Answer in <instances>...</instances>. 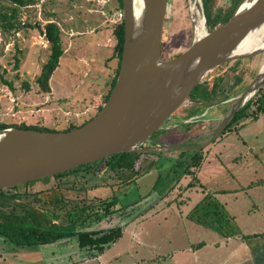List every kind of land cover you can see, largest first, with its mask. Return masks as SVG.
Returning a JSON list of instances; mask_svg holds the SVG:
<instances>
[{"label": "rangeland", "instance_id": "obj_1", "mask_svg": "<svg viewBox=\"0 0 264 264\" xmlns=\"http://www.w3.org/2000/svg\"><path fill=\"white\" fill-rule=\"evenodd\" d=\"M93 1L95 7H100V13L98 17L91 16L90 23L95 21L93 23H97L98 31L106 28L107 33L112 34L115 24L108 22L107 15L118 12L114 10L108 13V4L113 9L114 0ZM194 1L195 7L191 13V0H166L161 43L163 59L176 57L191 45L195 37L194 25L203 20L201 0ZM72 3L82 2L38 0L34 6L20 9L16 16L18 21L25 24L24 29L5 32L0 28V122L61 129L72 120L76 124L82 123L103 103L102 99L107 89L99 96L96 91L104 85L106 74L109 72L107 68L114 65L113 62L105 61L112 49L96 47L95 35L89 33L88 17L84 9L82 10L79 5L73 7ZM7 5L0 0V11H4L3 8ZM230 5L231 0L217 1V7L224 10ZM105 6L103 12L102 8ZM68 7L77 17L78 23L73 28L76 34L70 39L73 35L68 37L61 31L64 40L63 51L67 48V52L60 58L59 66L52 74L50 87L53 93L39 94L35 81L49 56V44L42 33L43 26L49 22L57 24ZM80 21H85L86 24L83 25ZM205 29L207 31L206 26ZM66 38L70 39V43H66L68 40ZM92 57L98 62L92 63ZM263 57L258 55L238 62H229L213 70L203 83L222 79L219 100L222 99L226 103L220 107L217 105L206 108L193 119H184L185 113L189 111L183 109L195 102L193 98H189V103L183 105L167 120L165 130L176 128L181 132L183 130L181 124L194 122L192 135L181 143H184V146H198L206 142L236 98L256 76ZM92 75L96 77L92 78ZM25 83L29 86L28 91L24 87ZM260 89L264 91V84ZM258 92L249 102L255 101L259 96ZM196 98L198 99V93ZM250 109L246 114H250ZM176 119H180V124L174 121ZM174 123L178 126L175 127ZM230 129L232 130L220 137L222 133L215 142L202 149L205 157L197 177L205 189L204 192L199 186L185 189L191 180L190 176H181L176 187L164 195H160L161 186H165L169 181L162 179L156 190L153 189L157 178H164L171 168L173 162L170 163V159L173 161L179 157V153L170 152L160 158L158 166L134 185L122 187L116 185L110 188L108 184H115L117 180L109 173L92 177L80 172L76 176L66 178L71 182H77L75 189L71 190L69 187L71 183H68L62 186V193L73 200L85 198L94 202L111 200L112 196H116L120 206L136 202L125 210L119 209L117 205L111 217L91 224V230H106L124 222L133 223L120 243L106 253V259H114L118 253L125 255L124 251L132 245V235L135 233L147 236L148 244L157 245L155 256L158 260L155 264H176L175 261H168V251L184 248L189 250L188 253L192 250L194 256L195 254L197 256L193 260H188L186 264H264V236L242 242L238 237L219 235L193 221L202 213L201 202L204 194H209L214 203L223 205L226 212L234 218L233 225L238 234L264 233V182L248 188L250 184L264 181V112L260 113L256 120L249 116L243 118ZM175 133L174 129L167 131L166 141L175 142V138L179 137V134L176 136ZM158 137L159 135L156 138ZM49 186L50 184L39 181L30 187V190L33 192L46 190ZM197 204H200V211L193 210ZM147 208L149 211L144 214ZM231 229L227 228L225 231ZM201 242L208 245L200 249L198 246ZM216 243L219 247L214 246ZM2 244L0 240V246ZM10 248L6 246L2 252L0 264H24L23 258L28 259L26 255L20 259L5 258L6 253L11 251ZM12 249L15 253L38 250ZM142 255H146L145 252ZM149 257L154 258V254ZM122 258L124 259L121 264H127L129 261L127 256Z\"/></svg>", "mask_w": 264, "mask_h": 264}, {"label": "water", "instance_id": "obj_2", "mask_svg": "<svg viewBox=\"0 0 264 264\" xmlns=\"http://www.w3.org/2000/svg\"><path fill=\"white\" fill-rule=\"evenodd\" d=\"M122 2L123 47L109 98L90 121L69 132L0 130V190L121 153L199 152L224 132L264 84L263 57L256 76L206 142L198 146L144 147L156 132L166 129L167 120L213 70L229 62L264 56V36L254 47L244 49L252 35H264V0H239L224 24L194 37L187 50L170 59L161 56L166 0ZM202 19L205 26L204 16Z\"/></svg>", "mask_w": 264, "mask_h": 264}, {"label": "trees", "instance_id": "obj_3", "mask_svg": "<svg viewBox=\"0 0 264 264\" xmlns=\"http://www.w3.org/2000/svg\"><path fill=\"white\" fill-rule=\"evenodd\" d=\"M2 1L8 4L3 8V10L5 9L4 11H0V28L5 32H10V30L20 31L24 29L25 24H22L16 18L19 10L34 6L38 2V0ZM217 1L218 0H201L205 26L208 32L212 31L219 25L224 24L231 17L235 7L239 3V0H231L230 7L224 10L217 7ZM122 7V0H114L113 9L108 4V13L110 14L114 10L122 11ZM48 15L51 16V14ZM42 33L49 44V56L46 62L42 65L41 71L35 82L38 87V93L47 95L51 93L49 85L50 78L53 72L58 68L59 60L64 52L62 47L61 30L55 22H49L43 26ZM113 37L115 39V46L113 47L111 59L115 60L116 65L112 74L109 76L110 80L102 99L103 103L96 108L97 110L94 114L90 115L80 124H76L74 120L69 121L65 127L61 129L46 128L35 125L32 126L24 123L16 125L0 122V130L5 128H19L41 132H69L90 121L100 111L102 105L109 98L118 75L123 47V21L115 25ZM222 66L223 65L219 67ZM237 82L239 83L240 81L237 80ZM221 85L222 79H219L207 81L195 88L189 97L193 98L195 102L192 106L183 109L189 111L185 113L184 119H190L204 109L222 103L224 100H219V93H221V90L219 89ZM24 87L27 91L29 90V86L26 83L24 84ZM225 90L227 91V89ZM196 93H198V99L200 101L196 98ZM258 93L259 96L254 102H248L237 112L220 137H222L227 131L232 130L230 128L234 125L236 126L241 119L249 116L253 120H256L258 115L264 112V91L260 89ZM252 106L254 109H250ZM249 109L250 114H246V111ZM192 123L194 122L181 124V127L183 128L181 132L176 130V128L158 131L151 137L149 143L145 144L144 147H160L165 145L184 146V143H181L182 140L190 137L193 133ZM173 129L174 132H176L175 135L178 136L179 134V137L175 138V142L166 141V132ZM160 134L163 136H160ZM158 135L159 137L156 138ZM172 152L179 153V157L175 160L173 159V161L170 159V163L173 162L171 168L164 178H157L153 189L156 190L160 180L165 179L166 181H169L165 186H161L162 190L160 195H164L176 187L181 176H190L191 180L186 185L185 189L199 186L202 189V192H204L205 189L197 177L204 162V152L202 150L199 152ZM165 154L166 153L156 154L150 152H132L111 155L97 162L80 166L69 171L35 180L21 186L0 190L1 242L4 245L11 247V249H23L46 246L64 239H73L75 240L77 247L80 250L87 252L88 256L97 257L103 254L106 249L121 238L123 228L121 226H116L106 230H91V224L93 222H99L106 217H111L116 211L115 208L119 205V199L116 196H112L111 200H100L98 202L86 200L85 198L73 200L65 196L62 193L61 188L62 186L71 183L69 186L70 189H75L77 182H71V180H66V178L69 176H76L80 172L85 173V176L91 175L92 177L107 172L112 178L117 180V183L115 184H108L110 188H114L116 185L117 187L134 185L141 178L149 174L152 169L157 167V162ZM39 181H42L44 184H50V186L46 190L35 192L30 190V187ZM263 182L264 181L262 180L256 182L257 184H250L248 188L254 187V185H260ZM214 202V199H212L209 194H204V198L201 202L202 213H199V215L194 218L195 220H193L196 224L210 229L219 235H225L229 238L238 237L242 242L262 238L264 236V233L250 235L238 234L235 225H233L234 218L226 212L223 205ZM135 203L136 202H133L131 204L133 205ZM130 205H119V209L125 210ZM199 207L200 204H197L193 210H199ZM148 211L149 208L145 210L144 214ZM227 228L232 229L227 232L225 231Z\"/></svg>", "mask_w": 264, "mask_h": 264}, {"label": "crops", "instance_id": "obj_4", "mask_svg": "<svg viewBox=\"0 0 264 264\" xmlns=\"http://www.w3.org/2000/svg\"><path fill=\"white\" fill-rule=\"evenodd\" d=\"M71 2V0H70ZM82 3H72L73 7L75 5H79V7L85 12V15L88 17L87 20V24L89 25V33H93L92 35H95V45L96 47H103L106 49H112V51L110 52V55L105 59V61L109 62H113L114 65L111 67L109 66L108 69V73L106 74V79L104 82L103 87H101V89L97 88V94L98 96L101 94L102 91L106 90L108 87V82H109V76L112 74L113 69L115 68V60L111 59L112 54H113V47L115 46V39L113 37V33L109 34L107 33V29L105 28L103 31H98L97 30V23H93L95 21H93L92 23H90L89 19L92 20L91 16H96L98 17L99 13H100V7L98 6H94L95 1L93 0H81ZM88 2V3H87ZM92 6V7H91ZM68 7L67 10L65 11L64 15L60 16V18L58 19L57 25L59 26L60 30L63 31L64 33H66V35L68 37H70L72 39L74 37V35L76 34V31L73 29L74 26L78 23L76 20V15H74L73 10ZM105 7L102 8V11H105ZM81 12V11H80ZM109 12V11H108ZM78 16V15H77ZM78 19L81 20L80 17H78ZM83 20V19H82ZM73 21V23H72ZM82 22V24H86L85 21H80ZM91 25V26H90ZM82 33V32H81ZM80 33V34H81ZM62 37V35H61ZM68 39V38H66ZM70 39L66 40V43H70ZM64 40H62V45ZM66 49H64V53L67 52ZM63 53V54H64ZM63 56V55H62ZM92 63H96V58H91ZM85 62V61H83ZM98 62V61H97ZM90 67V66H89ZM88 67V68H89ZM88 70V69H87ZM96 76L92 75V78H95ZM52 76L50 78L49 81V85L51 82ZM80 86H77V88H79ZM51 93L50 95L53 93V90L51 89ZM95 94V92H94ZM95 97V96H94ZM151 207V205L149 206V208ZM141 218V217H140ZM130 222V221H129ZM131 224L133 223H128V222H124L123 224L119 225L123 228V232H122V236L121 238L114 243L112 246H110L108 249L105 250V252L97 257H90L88 256L87 252H85L84 250H80L77 247V244L75 242V240L73 239H64L58 242H55L53 244L50 245H46V246H40V247H33L36 248L38 250L36 251H24L23 252H16L10 248V252L9 250H7L9 253H6V257L5 258H14L16 257V259H20L22 258V256L24 257V255H26L28 257V259L25 260V258H23V262L24 264H121V261L124 259L122 257L127 256V258L129 259L127 264H155V262L158 260L156 259V244H148L147 242V236H139L136 235L135 233H133L132 235V245L130 246V248L126 249L124 251L125 255L123 253H118L116 254L114 259H106L105 255L106 253L110 250L111 247L116 246L118 243H120V241L122 240V238L124 237V235L126 234L127 230L130 228ZM159 243V242H158ZM157 243V244H158ZM201 245L198 246V248H202L205 245H208V243L205 242H201ZM7 245L2 244L0 246V259L2 258V252L5 251ZM210 246V245H209ZM215 247H219V245L216 243L214 244ZM199 249V250H200ZM143 250V251H142ZM188 249L184 248V249H178V250H170L168 251L167 254V259L168 261H175L176 264H186V262L190 259H195V257L197 258L196 254L194 256L192 250L188 253ZM145 252L146 255H142V253ZM197 253V251H196ZM154 254V258L150 259V255ZM123 255V256H122Z\"/></svg>", "mask_w": 264, "mask_h": 264}, {"label": "bare ground", "instance_id": "obj_5", "mask_svg": "<svg viewBox=\"0 0 264 264\" xmlns=\"http://www.w3.org/2000/svg\"><path fill=\"white\" fill-rule=\"evenodd\" d=\"M191 5H192V11H194V7H195L194 0L193 1L191 0ZM205 33H206L205 26L203 24V21L200 20L196 25H194V36L198 38L200 36H203ZM263 36L264 35L261 34L258 35L257 33L252 35L250 38L247 39L244 49L246 50L254 47L255 44H257V42H259L263 38ZM257 37L260 39L257 40L256 39Z\"/></svg>", "mask_w": 264, "mask_h": 264}, {"label": "built area", "instance_id": "obj_6", "mask_svg": "<svg viewBox=\"0 0 264 264\" xmlns=\"http://www.w3.org/2000/svg\"><path fill=\"white\" fill-rule=\"evenodd\" d=\"M123 12L122 11H118L115 14H111V15H107V20L110 23H114L115 25L119 24L121 21H123ZM188 101L185 102L184 105H186ZM189 103V102H188Z\"/></svg>", "mask_w": 264, "mask_h": 264}, {"label": "flooded vegetation", "instance_id": "obj_7", "mask_svg": "<svg viewBox=\"0 0 264 264\" xmlns=\"http://www.w3.org/2000/svg\"><path fill=\"white\" fill-rule=\"evenodd\" d=\"M161 56H162V55H161ZM224 103H226V101H223L222 103L218 104L219 107H220L221 105H224ZM191 104H192V103H191ZM191 104H190V105H191ZM193 104H194V102H193ZM216 106H217V105H215L214 107H216ZM211 107H212V106H211ZM184 109H185V108H184ZM194 117H196V116H192L191 118L193 119ZM174 121H176L178 124H180V119H176V120H174ZM174 121H173V122H174ZM178 124H175V123H174L175 127L178 126ZM148 143H149V142H148ZM148 143H146V144H148Z\"/></svg>", "mask_w": 264, "mask_h": 264}]
</instances>
